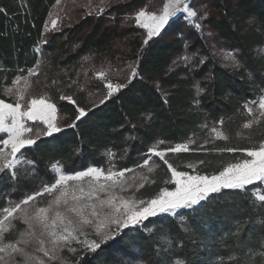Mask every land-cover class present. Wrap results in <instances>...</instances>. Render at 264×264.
<instances>
[{
  "label": "trees",
  "instance_id": "1",
  "mask_svg": "<svg viewBox=\"0 0 264 264\" xmlns=\"http://www.w3.org/2000/svg\"><path fill=\"white\" fill-rule=\"evenodd\" d=\"M94 1L100 2L96 9L84 0H66L58 17L59 30L46 31L57 0H0V68L7 69L0 71V98L15 103V94H7L5 88L17 76L28 77V70L36 69L37 75L29 77L32 87L26 100L46 97L56 105L62 126L53 137L41 136L39 147L22 150L34 163L21 166L23 175L15 190L12 182H0V205L39 191L44 181L54 182L51 165L57 161L68 174L88 165L107 169L109 151L115 153L111 163L117 168H131L135 171L128 174L148 177L136 192L147 199L163 187L174 188L165 184L171 173L158 157H152L145 168L137 167L159 140L166 141L162 149L188 143V152L167 153L166 159L189 174L218 172L243 158V149L264 140V120L252 129L242 128L251 119L243 105L264 88V0H192L202 28L177 18L147 46L142 43L145 31L136 25L134 15L141 8L159 12L166 0ZM101 7L104 11L98 14ZM204 12L207 18L200 20ZM205 32L219 48L232 52L241 66L219 61ZM130 65L138 73L131 82ZM102 70L108 79L127 86L100 104L107 91L97 76ZM196 83L206 88L200 96ZM62 94L89 110L74 128L67 125L75 120L76 105L61 100ZM212 127L229 139H216ZM229 147L241 151H219ZM148 167L153 171L149 173ZM48 199L45 194L37 201L43 205ZM202 204L183 222L166 214L149 218L144 223L151 233L127 229V236L102 244L95 253L78 255L73 262L158 264L163 256L190 264H264V256L253 255L264 252V237L243 193L223 190ZM14 223L23 229L19 221ZM237 226L239 234L232 235ZM17 236L18 231H13L8 239ZM162 236L173 241V249L162 250V245L166 248ZM233 254L236 261L229 260Z\"/></svg>",
  "mask_w": 264,
  "mask_h": 264
},
{
  "label": "snow or ice",
  "instance_id": "2",
  "mask_svg": "<svg viewBox=\"0 0 264 264\" xmlns=\"http://www.w3.org/2000/svg\"><path fill=\"white\" fill-rule=\"evenodd\" d=\"M60 0H57V4ZM104 8L99 9L103 13ZM88 14H91L89 12ZM208 13L204 12L199 17L200 20L207 18ZM197 11L192 7V0H166L159 12L146 11L141 8L134 15L135 23L146 33L143 39V46H147L149 41L160 37L166 26L171 27L170 21L175 23V19L183 18L195 29L200 30L202 24L196 22ZM129 17L128 19H131ZM52 30H59V18L50 17ZM45 30H49L45 25ZM225 59L231 62L234 68H239L240 61L232 52L225 53ZM190 61L191 57H185ZM204 58H201L203 63ZM130 77L138 75L136 68L129 66ZM6 72L7 69L0 68ZM37 75L36 69L28 70V77L17 76L12 81V86L6 87L7 94H15V103L5 102L0 98V182L8 180L16 184L21 179L23 173L21 166L33 165V161L28 159L24 149L39 147L37 141L41 136L53 137L54 133L62 131V126L57 122V107L49 102L44 96L33 97L26 100V96L32 87L29 77ZM99 79L104 81L107 91L100 104L105 103L114 94L125 88L126 84L113 82L108 79L106 71L97 73ZM55 84L56 81H53ZM196 95L200 96L206 88L199 83L194 85ZM61 100H67L70 104L76 105L75 120L67 127H76V122L88 115L85 108L76 104L71 95H61ZM199 104L200 101L196 100ZM251 119L243 123V129H252L264 120V88L256 99L247 101L243 105ZM31 121L32 124L28 122ZM223 120L220 121L222 125ZM40 125H43L41 128ZM204 127H207L205 124ZM211 132L216 139L228 140L229 136L212 127ZM243 135V133H237ZM166 141L159 140L153 144L145 155L141 164L137 167L145 168L152 157H158L167 165L171 176L165 184H172L174 188H161L154 196L144 199L137 197L136 192L144 187L148 182L146 175L140 176L141 183L136 184V176L126 177V173L134 172L131 168H117L111 163V158L115 153H107L110 158V166L104 169L99 166L88 165L86 169L68 174L63 170L60 161L51 165L54 174V182H42L39 191L26 194L19 200L8 201L5 205H0V264H45L36 253H42L49 261H59L60 264H74L73 261L62 257V253L67 250L69 253H77L80 246V258L86 252L95 253L102 244L117 237H125L127 229L141 228L151 233L152 229L145 224L149 218H154L166 214L183 222L191 213L203 207L202 202H210L213 194H220L223 190H236L244 194V198L254 197L253 204L259 202L264 208V140L258 145L243 149V158L236 163H228L218 172L203 174L178 170L166 159L167 153L188 152V143H178L162 149L160 146ZM76 151H79L77 149ZM219 151L237 152L238 148H221ZM124 155H127L125 150ZM123 158V157H121ZM204 163V161H200ZM150 173L151 167L147 168ZM255 187L249 189L248 186ZM127 193V195H125ZM48 194L50 199L43 205L37 201L38 197ZM184 210V211H181ZM14 221H19L24 225L23 229H17ZM202 223L206 225L205 218ZM264 223V219L261 220ZM187 231V225H184ZM18 231V236L8 239L11 232ZM239 234L237 231L232 235ZM161 240L166 245H162V250L168 251L174 248L171 239L162 236ZM171 254V253H170ZM264 256V252L254 253ZM160 255V252H157ZM229 260L236 261V255H230ZM78 264V261L75 262ZM158 264H190L184 259L174 261L161 257ZM223 264V262H221Z\"/></svg>",
  "mask_w": 264,
  "mask_h": 264
},
{
  "label": "rangeland",
  "instance_id": "3",
  "mask_svg": "<svg viewBox=\"0 0 264 264\" xmlns=\"http://www.w3.org/2000/svg\"><path fill=\"white\" fill-rule=\"evenodd\" d=\"M65 1L66 0H60L59 4H57V2H56V4L54 5L53 10L51 11V14H50L48 21L46 23L48 25L49 30L51 29L50 17H53V18L59 17V14L63 10ZM84 1L87 3L88 7H90L91 9H96V5L97 6L100 5V2L98 4L97 3L94 4V2H95L94 0H84ZM204 34H206L208 41L211 45V49H213V51H214L216 57L219 59V61L224 63L226 66L233 67L231 65V62L229 60L225 59V53H227L228 51H226L224 48H221V47L219 48L218 45L214 42V39H213L211 34H209L208 32H205ZM145 36H146V33H145ZM28 123L30 124L32 122L29 121ZM40 126H41V128L43 127V125H40ZM3 135L6 138V134H3ZM51 170H52V168H51ZM128 173H126V177L136 176V184L137 185L142 182L139 175H137V174L131 175ZM254 187H255L254 185L248 186L249 189H252ZM125 195H127V193H125ZM254 200H255V198L251 197V196L249 198H247V201H248L250 208H251V212H253V218H254L256 227H258L259 232L264 237V223H261V220L264 219V208L260 207L259 202H256L255 204H253ZM162 215H164V214H162ZM76 247H77V253L73 254V253H69V252H67V250H65V252H63L61 254L62 257L66 258L67 260L73 261L81 253L80 246H76ZM36 255H38L41 259H43L45 261V264H60L59 261H49L47 259V257H43L42 253H36Z\"/></svg>",
  "mask_w": 264,
  "mask_h": 264
},
{
  "label": "crops",
  "instance_id": "4",
  "mask_svg": "<svg viewBox=\"0 0 264 264\" xmlns=\"http://www.w3.org/2000/svg\"><path fill=\"white\" fill-rule=\"evenodd\" d=\"M166 2V1H165Z\"/></svg>",
  "mask_w": 264,
  "mask_h": 264
}]
</instances>
